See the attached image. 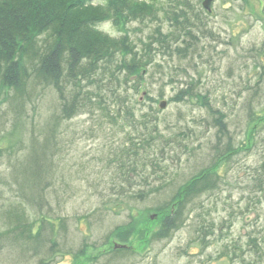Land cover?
Returning a JSON list of instances; mask_svg holds the SVG:
<instances>
[{"label": "rangeland", "instance_id": "rangeland-1", "mask_svg": "<svg viewBox=\"0 0 264 264\" xmlns=\"http://www.w3.org/2000/svg\"><path fill=\"white\" fill-rule=\"evenodd\" d=\"M202 12L204 29L198 30L194 50L184 59L157 55L162 75L149 65L139 85L148 99L135 110L144 112L150 104L158 109L159 101L166 100V107L158 109L160 129L174 138L162 143L164 151L158 154L168 166L165 182L152 176L158 189L142 199H128L110 188L107 145L120 143L123 134L100 130L86 111L52 119L60 104L51 87L25 101L22 115L11 93L0 92V209L12 205L23 210L20 218H27V224L34 222L25 234L19 227L16 234L0 235V264H264V0H215L209 13ZM164 19L167 32L171 27ZM128 26L133 35L145 25ZM98 27L111 36L121 34L110 20ZM188 83L192 97L170 101ZM209 107L218 113L211 114ZM220 113L223 134L215 121ZM52 133L41 210L51 223L39 224V209L22 195L33 181L32 159L42 154ZM215 154L224 157L213 168L216 186L193 197L184 220L160 234L161 220L169 214L164 204L212 164ZM19 187L27 191L21 194ZM9 226L0 214V233ZM39 228L45 244L37 249L33 238ZM125 234L129 237L120 236ZM113 241L132 248L114 250ZM52 242L56 246L48 249ZM44 254L45 263H40Z\"/></svg>", "mask_w": 264, "mask_h": 264}, {"label": "trees", "instance_id": "trees-1", "mask_svg": "<svg viewBox=\"0 0 264 264\" xmlns=\"http://www.w3.org/2000/svg\"><path fill=\"white\" fill-rule=\"evenodd\" d=\"M201 1L168 0L164 7L153 0H98L96 5L91 4L92 0H0V92L11 93L22 115L25 101L30 102L33 96L42 95L51 87L58 93L60 104L59 112L51 114L52 119H67L86 111L100 130L107 128L123 134L120 143L112 141L107 145L106 159L112 168L110 188L128 199H142L158 189L150 182L152 176L165 182L168 166L159 160L158 154L164 151L162 143L168 144L174 138L160 129L159 108L150 104L144 112L135 110L148 99V91L142 100L137 96L139 85L149 65H154L162 75L163 63L155 59L157 55L163 59H171L173 55L184 59L190 49L194 50L200 41L198 30L204 29ZM162 18L171 27L167 32L163 31ZM105 20L112 21L121 30L120 36H111L99 29L98 24ZM131 22L145 25L134 29L140 33H133L143 37L137 35L133 40L128 26ZM262 67L260 71L264 75ZM194 93L188 83L170 101H181ZM208 109L211 114L218 113ZM222 117L223 114L215 118L218 134L225 131ZM52 137L53 133L48 134L42 154L32 157L33 181L30 191L22 195L25 198L22 200L39 209V224L51 223L41 210L42 193L50 178L47 153L53 150ZM223 158L215 154L210 166L201 168L178 190L169 205L164 204L162 209L169 207V214L161 220L160 234L165 235L184 220L186 203L216 186L213 168ZM26 172L24 169L22 173ZM20 191L22 194L27 190L21 187ZM0 214L10 223L0 235L16 234L19 227H23L22 234L32 230L34 222L27 224V218H20L23 210L7 205L0 209ZM43 235L39 228L33 238L37 249L45 244ZM55 246L52 242L48 249ZM46 258L44 254L40 263H45Z\"/></svg>", "mask_w": 264, "mask_h": 264}, {"label": "water", "instance_id": "water-1", "mask_svg": "<svg viewBox=\"0 0 264 264\" xmlns=\"http://www.w3.org/2000/svg\"><path fill=\"white\" fill-rule=\"evenodd\" d=\"M210 1H211V0H203V6H204V7H207ZM165 105H166V102H165V101H161L160 104H159V106H160L161 108L165 107ZM153 217H154L153 215L150 216V218H153ZM125 246H126V245H122V244L114 243V248H117V247H125Z\"/></svg>", "mask_w": 264, "mask_h": 264}]
</instances>
